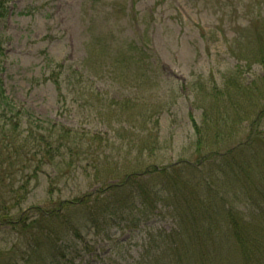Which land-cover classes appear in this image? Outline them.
<instances>
[{
	"label": "rangeland",
	"instance_id": "obj_1",
	"mask_svg": "<svg viewBox=\"0 0 264 264\" xmlns=\"http://www.w3.org/2000/svg\"><path fill=\"white\" fill-rule=\"evenodd\" d=\"M133 1H136L134 5L131 0H4L5 14L0 19L5 49L2 58L5 69L1 77L7 95L36 116L102 137V149L107 157L106 175L109 173V176L112 171L121 169L120 176L139 161L144 162V166L153 161H194L191 153L195 138L188 112L198 113L195 108H188L187 99L200 98V87H208L212 81L219 82L225 71L228 74L240 72L241 79L253 88L243 94L255 97L258 92L255 75L262 71L255 64L249 67L252 62L235 61L231 54L228 39L234 36L235 25H232L246 11L241 0ZM253 8L255 12L252 13ZM256 14L257 8L252 7L250 17ZM242 36L246 45L243 32ZM133 39L145 48L143 60L130 58V53L136 55V49L130 45ZM121 50L126 60L122 63L112 60ZM116 59L120 60V56ZM144 72L148 75L144 76ZM46 77H49L48 82H44ZM55 78L60 89L53 84ZM131 99L141 108L154 111L150 123L135 117L136 123L129 115H124L128 111L120 106ZM248 102L239 101L241 110L247 111ZM250 104L257 107L255 103ZM252 109L249 113L254 112ZM157 116L159 126L152 123ZM247 125L236 126L238 129L223 142L221 138L212 141L232 146L248 132ZM148 127L160 138L161 144H157L155 152ZM262 130L264 117L259 126V131ZM107 138L109 141L105 143ZM259 160L263 161L264 172V153ZM44 169L51 173V168ZM89 177L77 171L75 177L67 180L66 186L64 180L57 181L61 192L54 191L53 199L72 200L83 192L99 189L91 174ZM34 182L30 183V187H34L21 204L23 210L31 205L49 207L46 172ZM259 189L264 199V183ZM234 204L241 206L238 202ZM73 209L75 207L66 214L71 223L82 219L90 225L91 207L86 208L85 214L78 205ZM260 209H264V203ZM148 219L144 224L134 223V228L125 227L128 222L117 220L110 227L101 226L98 235L88 228L84 238L90 241L89 249L86 248L81 257L74 255L73 264H126L135 260L144 250L146 233L156 228L168 229L171 221L164 212L149 214ZM257 221L261 222L257 236L264 244V218ZM61 222L64 218L51 221V227L66 233L71 244L84 247L80 240L72 238L69 228ZM28 231L20 234L10 224H0V264H55L60 260L59 250L64 242L55 238L49 246L39 233ZM205 233H198L203 251L209 247ZM217 252L222 260L219 258L214 264H246L245 261H249L228 234L223 235ZM257 253L264 254V251L257 247ZM250 259L249 264H264V258L251 256Z\"/></svg>",
	"mask_w": 264,
	"mask_h": 264
},
{
	"label": "trees",
	"instance_id": "obj_2",
	"mask_svg": "<svg viewBox=\"0 0 264 264\" xmlns=\"http://www.w3.org/2000/svg\"><path fill=\"white\" fill-rule=\"evenodd\" d=\"M244 1L241 0L246 11L232 25H235L234 36L228 39V43L235 61H249L252 62L249 67L255 64L262 70L255 75L258 83H255L256 96L243 94L253 88L241 79L240 72L228 74L225 71L219 82L212 81L210 86L200 87V98L192 96L187 99L188 108H195L198 113L188 112L195 138L191 153L194 161H153L145 166L139 161L120 176L121 169L106 175L107 157L105 149H102V137L79 127L36 116L7 95L1 77L5 69L2 60L5 49L0 33V224L8 223L20 234L34 230L45 238L49 246L57 238L65 245L61 244L60 260L55 264H73L76 254L81 257L80 254L88 248L90 241L84 238L88 228L98 235L101 226L110 227L117 220L119 223L128 222L125 227L134 228V223H146L149 214L164 212L171 220L169 228L147 232L143 252L126 264H214L219 258L222 260L217 251L224 234L230 236L245 259L249 258L246 264L251 262V256L253 259L264 258V254L257 253V247L264 251V244L257 236L261 228L257 219L264 218L259 214L264 213V209H260L264 199L259 189V185L264 183L263 161L259 160L260 154L264 153V131H259L264 117V0H247L246 4ZM131 2L134 5L136 1ZM252 7L257 8V14L250 17ZM4 14V0H0V19ZM242 32L246 45L243 44ZM130 45L138 56L130 53V58L143 60L144 46L135 39L130 40ZM119 56L120 60L116 59ZM112 60L125 61L124 50ZM143 75L148 74L144 72ZM48 81L49 77H46L44 82ZM53 84L60 89L57 78L53 79ZM258 85L263 91H259ZM244 100H249L247 111L238 105ZM132 101L119 103L122 104L120 108L128 111L124 115H129L136 123L135 117L150 123L154 111L143 109L137 101ZM250 103L257 104V107ZM251 107L253 113H249ZM153 122L159 126L158 116ZM243 123L248 124V132L234 145H219L218 141H212L215 138H221V142L229 139L230 133L238 129L236 126ZM148 131L155 152L157 144H161L160 138L153 134L152 128ZM104 141L107 143L109 140ZM44 167L51 168V173L48 174ZM77 171L88 179L91 174L99 189L83 192L72 200L55 201L54 191L61 192L57 181L64 180L66 186L67 180L75 177ZM42 172H46L49 180L46 189L49 207L31 205L21 209L22 202L34 187H30V183L37 181ZM77 205L84 214L87 207L92 208L88 215L90 225L82 219L73 224L66 217L67 211L71 207L76 210ZM15 208H19L16 213L12 211ZM59 218H64L61 224H65L72 238L80 240L84 247L71 244L66 233L51 227V221ZM202 231L206 232L209 246L205 251L203 241L198 238Z\"/></svg>",
	"mask_w": 264,
	"mask_h": 264
}]
</instances>
